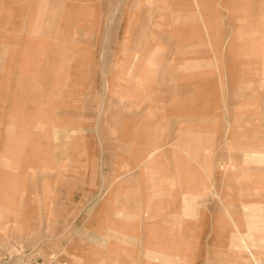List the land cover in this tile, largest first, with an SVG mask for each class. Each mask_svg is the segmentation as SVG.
Here are the masks:
<instances>
[{"label": "rangeland", "instance_id": "rangeland-1", "mask_svg": "<svg viewBox=\"0 0 264 264\" xmlns=\"http://www.w3.org/2000/svg\"><path fill=\"white\" fill-rule=\"evenodd\" d=\"M0 52V264H264V0H0Z\"/></svg>", "mask_w": 264, "mask_h": 264}, {"label": "crops", "instance_id": "crops-1", "mask_svg": "<svg viewBox=\"0 0 264 264\" xmlns=\"http://www.w3.org/2000/svg\"><path fill=\"white\" fill-rule=\"evenodd\" d=\"M0 54H3V52H0ZM152 157V153H150L146 158L145 160L148 161L150 158ZM189 201V200H188ZM157 225V224H156ZM152 226L151 228H155V226ZM189 232H191V228H189ZM187 232L184 231L183 232V239H187L188 236L186 235ZM190 234V233H189ZM216 234H219L220 236L222 235V232L220 231V233H217ZM217 240V241H216ZM168 242V240H167ZM222 237H219L217 239H209L204 245H205V249L210 251V250H219V249H222ZM183 243V242H182ZM168 246H167V249L168 250H172V251H176L177 249H179L178 247L174 246L175 243H170L168 242ZM170 244H173V247L170 248ZM186 243L184 242V245ZM184 245H182L183 247L181 249H186L187 247H185ZM191 249V247L189 246L188 249ZM204 249V246L201 248V250ZM204 249V250H205ZM228 260L224 261L222 258H216V257H210V258H207V259H204L200 262H195V264H231L232 262H227ZM158 264V263H157ZM159 264H169L168 262H160ZM185 264V263H184ZM187 264V263H186ZM192 264V263H190ZM233 264V263H232Z\"/></svg>", "mask_w": 264, "mask_h": 264}]
</instances>
